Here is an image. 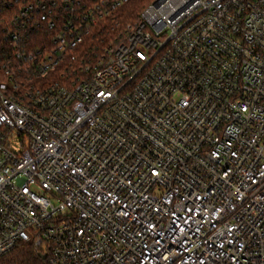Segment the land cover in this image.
Returning a JSON list of instances; mask_svg holds the SVG:
<instances>
[{
  "label": "built area",
  "instance_id": "2783aa9c",
  "mask_svg": "<svg viewBox=\"0 0 264 264\" xmlns=\"http://www.w3.org/2000/svg\"><path fill=\"white\" fill-rule=\"evenodd\" d=\"M134 1L0 0V259L264 264V0Z\"/></svg>",
  "mask_w": 264,
  "mask_h": 264
},
{
  "label": "trees",
  "instance_id": "16d2710c",
  "mask_svg": "<svg viewBox=\"0 0 264 264\" xmlns=\"http://www.w3.org/2000/svg\"><path fill=\"white\" fill-rule=\"evenodd\" d=\"M150 0L134 1V10L142 9ZM132 5V6H133ZM34 246L30 243H21L14 250L0 259V264H41Z\"/></svg>",
  "mask_w": 264,
  "mask_h": 264
},
{
  "label": "water",
  "instance_id": "95a60500",
  "mask_svg": "<svg viewBox=\"0 0 264 264\" xmlns=\"http://www.w3.org/2000/svg\"><path fill=\"white\" fill-rule=\"evenodd\" d=\"M43 258L45 257V255L42 256Z\"/></svg>",
  "mask_w": 264,
  "mask_h": 264
}]
</instances>
